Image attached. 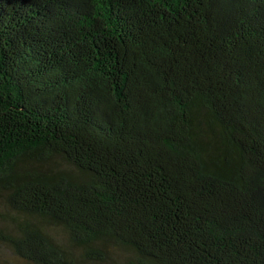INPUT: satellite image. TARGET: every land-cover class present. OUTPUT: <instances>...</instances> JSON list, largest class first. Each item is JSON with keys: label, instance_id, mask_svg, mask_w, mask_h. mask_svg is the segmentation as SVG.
Instances as JSON below:
<instances>
[{"label": "trees", "instance_id": "trees-1", "mask_svg": "<svg viewBox=\"0 0 264 264\" xmlns=\"http://www.w3.org/2000/svg\"><path fill=\"white\" fill-rule=\"evenodd\" d=\"M0 244L264 264V0H0Z\"/></svg>", "mask_w": 264, "mask_h": 264}, {"label": "rangeland", "instance_id": "rangeland-1", "mask_svg": "<svg viewBox=\"0 0 264 264\" xmlns=\"http://www.w3.org/2000/svg\"><path fill=\"white\" fill-rule=\"evenodd\" d=\"M0 261H5L7 263L14 264H26L23 261H20L9 248L0 244Z\"/></svg>", "mask_w": 264, "mask_h": 264}]
</instances>
